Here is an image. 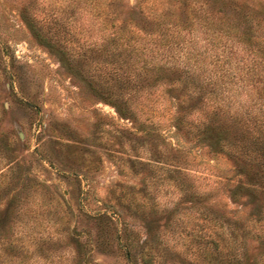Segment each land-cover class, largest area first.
<instances>
[{"label":"rangeland","instance_id":"374dc122","mask_svg":"<svg viewBox=\"0 0 264 264\" xmlns=\"http://www.w3.org/2000/svg\"><path fill=\"white\" fill-rule=\"evenodd\" d=\"M22 1L0 0V264H264V178L247 183L251 170L187 134L214 106L248 108L246 78L261 65L229 39L192 31L171 61L221 74V92L201 103L160 85L137 95L134 112L152 113L140 124L110 102L91 13L54 9L58 26L45 21L52 0H40L30 15L58 36L48 46ZM189 48L205 59H186ZM248 110L264 117V102Z\"/></svg>","mask_w":264,"mask_h":264},{"label":"trees","instance_id":"16d2710c","mask_svg":"<svg viewBox=\"0 0 264 264\" xmlns=\"http://www.w3.org/2000/svg\"><path fill=\"white\" fill-rule=\"evenodd\" d=\"M40 3V0H23L19 9L34 36L51 46L57 43L58 36L41 32L30 15ZM48 5L45 21L58 26L61 20L52 16L54 9L62 8L72 14L83 8L91 13L104 38L103 52L95 51V58L108 65L106 92L120 118L141 117L140 124L150 120L151 107L141 111L143 105L138 106L136 114L135 99L137 95L149 96L160 85L169 89L181 86V90L187 91L188 99L196 98L201 103L207 98H217L222 90L218 87L222 85L221 74L206 79L201 76L202 68L195 66L190 70L171 61L192 31H198L203 39L211 34L229 39L242 47L253 65H261L246 78V85L251 90L249 106L264 102V0H52ZM185 58L194 62L205 59V50L189 48ZM228 106L224 103L214 106L203 116L196 132L187 131V134L208 140L207 151H224L235 158L241 165L240 174L245 173V167L251 170L246 179L253 185L264 178V117L249 113V106L234 111H229ZM193 109L176 115L179 126ZM17 199L15 195L11 200ZM203 212L217 220V211L210 206ZM77 257L78 254H73L72 262Z\"/></svg>","mask_w":264,"mask_h":264}]
</instances>
